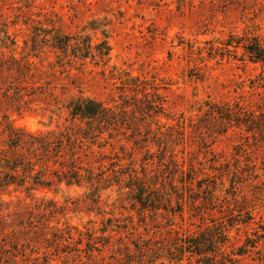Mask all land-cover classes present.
Wrapping results in <instances>:
<instances>
[{"label":"rangeland","instance_id":"374dc122","mask_svg":"<svg viewBox=\"0 0 264 264\" xmlns=\"http://www.w3.org/2000/svg\"><path fill=\"white\" fill-rule=\"evenodd\" d=\"M56 29L77 36L82 45L88 38L94 53L97 44L106 41L109 55L102 60L88 56L70 65L67 59L58 63L60 51L40 41ZM1 38H5V46ZM254 40L264 45V0H0V55L4 59L27 56L35 72L20 84L23 79L15 80L13 75L2 79L11 85V93L23 89L15 97L19 109H14L15 101H7L14 123L31 131L69 123L64 106L75 96L94 97L109 106L114 100L121 106L123 99L132 101L125 84L128 77L146 83L149 91L156 88V99L163 102L161 113L145 118L137 114L132 119L139 124L143 138L147 136V143L134 142L132 129L127 128L133 126L129 119L125 127L107 128L99 137L103 146L94 144L92 148L96 154L98 150L107 154L103 159L106 166L117 153L121 166L133 160L138 171L149 156L153 161L148 169L158 168L157 158L168 159V150L173 149L185 172L192 166V176H210L202 188L207 182L215 185L212 193L218 198H211L212 209L211 204L203 205V210L209 208L203 213L204 222L210 225L211 217L217 218L219 212L225 216L232 213L228 220L233 226H228L229 238L222 247L225 264H264V62L252 61L244 49ZM210 106L219 113L209 112ZM239 107L244 108L239 112ZM228 109L240 114L229 120L223 114ZM163 146L165 154L160 151ZM113 179L101 191L99 208L89 199L83 203L86 186L67 188L62 184L57 193L37 191L35 197H53L64 209L50 217L49 225H55L58 218V225L66 222L76 227L84 233L83 245L86 232L112 235L97 264H110L114 251L123 259L124 244L133 253L134 244L143 241L163 248L161 258L153 264H211V258L213 264L220 263L222 258L216 253L205 258L186 253L179 260H169L166 253L172 250L171 254H177L173 247L180 239L212 228L200 226L201 210L193 211L185 204L180 212L160 209L153 216L145 210L142 216L139 204L127 193L129 189H119ZM175 184L181 186L179 181ZM17 196L23 197V193L4 194L3 198L15 201ZM107 218L120 226H108L101 233L105 227L101 221ZM3 227L0 224V245ZM49 244L39 243L36 237L26 250L28 259L20 262L77 264L79 258L86 260L84 252L76 260L74 247L66 253V248L56 250ZM239 247L244 253L231 254L239 252ZM94 254L99 255L97 251ZM0 264L6 263L2 260Z\"/></svg>","mask_w":264,"mask_h":264},{"label":"trees","instance_id":"16d2710c","mask_svg":"<svg viewBox=\"0 0 264 264\" xmlns=\"http://www.w3.org/2000/svg\"><path fill=\"white\" fill-rule=\"evenodd\" d=\"M4 39L1 38V42L5 46L7 43ZM40 41L55 49L54 51H60V54L56 55L59 60L58 63L67 59L69 65L75 59L84 60L88 56L102 60L109 55L110 50L107 42L101 41L97 44L98 52L94 53L88 38L82 45L77 36L64 34L59 29H56L50 37H42ZM244 49L249 53L252 61L264 62V45L259 41L254 40L250 45H244ZM33 68L34 65L27 56L23 58L9 56L4 59L3 54L0 55V224L5 226L2 231L4 237L2 241L4 242L0 245V263L3 260L6 264H22L20 261H23L24 258L28 259L26 258L27 254H25L26 250L31 248L29 245L34 243L38 237L39 243L46 241L48 244L51 242L49 245L55 247L56 250L60 247L66 248L64 251L62 250L66 253L72 251L71 247H74L73 256L76 260L77 256H81V252H84L83 256L86 257V260L79 258L80 262L77 264H97L102 258L100 255L102 248L109 244L112 235L97 236L91 231L86 232L87 240L83 245L84 233L76 227L66 222H63V225H58V218H55V225H49L50 217H54L57 212L61 213L64 208L58 205L53 197H47L46 194H43L37 199L35 193L37 191L57 193L61 191L62 184L67 188L74 185L86 186L88 192L84 194L83 203L86 204L87 199H89L99 208L101 191L111 185L108 183L114 178L113 183L119 185V189H129L127 193L136 204H139V208H141L139 213L142 216H145V210L151 212L153 216L157 215L160 209L171 213L178 210L180 212L185 204L190 206L193 211H197L196 208L202 211L200 226H212V228L206 227L205 231H200L196 236L189 235L186 236L185 240L180 239L179 244H175L173 247L178 252L177 254H171L173 251L167 250L169 260L182 259L186 253L189 257L198 255L203 258L213 257L212 255L216 253L222 258L219 264H225L222 260L226 253L222 247L229 238L228 226H233L232 221L228 220L232 213L225 216L224 212H219L220 215L217 218L211 217L210 225L204 222L203 213L209 208L204 207L205 210H203V205L211 204L212 206L211 198H218L212 193L216 189L215 185H210L207 182V186L202 188V183L209 180L210 176L202 178L192 176L194 171L192 166L189 173L185 172L179 167L173 149L168 150V159H164V156H157L158 168L148 169L149 161H153V157L149 156L143 160L145 162L142 163L138 171L132 163L133 160L127 165L121 166V158L117 153L112 158L113 160L111 159L110 167L106 166L103 159L107 157V154L100 150L96 154L92 148L94 144H97L99 148L103 146L99 137L107 128L116 130L125 127L129 123V119L133 121V126L130 124L127 128L132 129L131 136H133L134 142L143 141L147 143V136L143 138L142 130L138 127L139 124L134 123L132 119L136 118L137 114L140 115V118H145V116L152 117L161 113L160 109H163V102L156 99V88L153 87L155 90L149 91L146 83L139 81L136 77H128V82L125 84L128 85L127 90L132 92L130 94L132 101L123 99L121 106H118L119 104L112 100L114 104L109 106L104 101L94 97H71L64 106L67 110L69 123L42 131H31L24 126L16 125L8 112L7 101H15L14 109H19L16 108L20 104L15 97L20 96L23 89L11 93V85L5 84L2 79L13 75L15 80L23 79L18 81L19 84L23 83L25 78L34 76ZM124 96L128 97L129 95ZM214 107L210 106L209 112L212 114L214 112L219 113L215 111ZM242 108L244 107H239V112ZM239 112L232 113L228 109L223 114L233 121L234 117L240 114ZM221 119L225 118L221 116ZM159 133L163 134L161 131ZM157 138L159 140L160 137L157 136ZM160 151L165 154V147L163 146ZM151 163L153 166L154 162ZM116 166L119 167L116 168ZM155 169L156 171H154ZM151 172L155 173L150 174ZM179 174L181 175L178 177ZM174 175L177 177L174 178ZM152 176L157 177V179L154 180ZM176 181L181 184L179 188L175 184ZM193 184L194 187L197 185V188L192 187ZM13 192L23 193V197L17 196L15 201L11 198L9 200L3 198L4 194L11 195ZM202 192H205L206 196ZM173 195L175 205L172 204ZM26 199H30V201H26ZM13 202L16 203L15 206L8 210ZM4 209L8 210L5 214L1 213ZM23 214L22 217L18 216ZM101 222L105 226L100 229L101 233L107 231L108 226H120L112 223L111 218ZM24 226H32V228L28 229ZM36 226L41 227L35 228ZM114 230V228L109 229V231ZM49 233H51V237L48 236ZM123 248L124 258L116 257L117 251H114L112 260L108 263L153 264L154 260L161 258L163 253L162 247L152 246L147 241L136 242L133 253L130 252L127 243L124 244ZM240 249L239 247V252H231V254L241 255L244 252ZM95 251L99 255H95ZM18 255L22 257L20 260L16 259ZM210 261L211 264L214 263L212 258ZM204 264H210V262H204Z\"/></svg>","mask_w":264,"mask_h":264}]
</instances>
